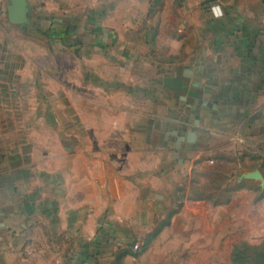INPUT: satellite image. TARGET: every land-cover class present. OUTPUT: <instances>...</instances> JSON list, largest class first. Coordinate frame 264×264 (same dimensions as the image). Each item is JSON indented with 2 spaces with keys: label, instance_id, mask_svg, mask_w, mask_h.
I'll list each match as a JSON object with an SVG mask.
<instances>
[{
  "label": "rangeland",
  "instance_id": "rangeland-1",
  "mask_svg": "<svg viewBox=\"0 0 264 264\" xmlns=\"http://www.w3.org/2000/svg\"><path fill=\"white\" fill-rule=\"evenodd\" d=\"M29 2L38 19L33 29L0 30V64L15 67L12 82L0 85V122L38 127L27 129L35 142L77 144L81 171L89 161L95 178L108 171L112 185L121 182L115 193L95 190L96 204L103 199L109 210L102 225H110L113 245L80 264H261L263 138L246 135L248 123L233 126L224 115L235 106L232 98L246 100L247 81L261 75L246 52L262 41L246 34L264 31L247 5L258 4L255 17L262 20V0H158L136 28L157 31L161 49L148 38L117 37L95 51L87 11L102 7H79L78 31L65 41L54 37L71 29L70 7ZM192 83L206 85L203 102L217 103L219 124L213 111L189 110L198 99L188 97L197 89ZM204 117L203 129L213 128L190 135L201 153H191L189 162L182 151L155 150L181 143L188 120ZM253 172L262 180L247 177ZM124 177L132 180L123 185ZM96 227L83 233L91 236Z\"/></svg>",
  "mask_w": 264,
  "mask_h": 264
},
{
  "label": "crops",
  "instance_id": "crops-1",
  "mask_svg": "<svg viewBox=\"0 0 264 264\" xmlns=\"http://www.w3.org/2000/svg\"><path fill=\"white\" fill-rule=\"evenodd\" d=\"M26 1L30 24L16 26L19 30L33 29V24L38 20L37 17H32V7L29 0ZM152 2L158 3V0H55L59 9L70 7L72 30L64 28V31L57 33L54 38L72 40L73 32L77 30L73 25L79 23V7H102L101 12L96 9L87 11V19L90 18L93 27L90 32L95 39L92 48L94 51L108 48L110 40L117 37L136 40L148 38L150 45L161 49L163 45L159 46L160 43H157L160 37L157 31L136 28V25L143 24L147 19ZM261 4L264 5V0ZM10 5V0H0V30L5 35L9 31L13 33L12 27H15L9 20ZM247 5L249 9L252 6L254 10L249 16L252 17L253 23L264 21L255 17L254 5L258 4ZM107 30L117 32V35L112 37ZM241 37L238 33L232 36L235 39ZM246 37L262 41V47H247L246 52L249 57L247 64L252 63L261 75L258 74L254 79L247 81L249 89L246 100L232 98L231 102L235 106H231V113L224 116L232 123L235 120L233 126L242 127L248 123L246 135L254 136L256 132H261L264 143V31L252 29ZM236 50L238 51L239 47H236ZM129 53L132 54V51ZM14 68L9 63L0 64V85L7 86L12 82ZM231 85H234L233 81ZM191 86L197 89L189 92L188 97L198 98V103L196 101L195 109L191 108V105L188 106L189 110L198 108L213 111L215 121L219 124L220 109L217 108V103L211 105L209 101L203 102V95L208 91L206 85L192 83ZM242 101H245V105L240 109L237 104ZM42 115L46 117L44 113ZM9 118L13 119L11 116ZM203 119L206 118L188 120L190 126L181 143L179 140L176 143L168 142L155 150H173L177 153L182 151L183 162H189L191 157L188 156L191 153L196 150L201 153L198 144L189 142L190 135L197 131L210 133L209 128H213L212 126L204 130L201 125ZM0 124V264H80V261L87 263L94 260L100 249L111 248L113 244L109 233L110 225H102L105 216H108L106 211L109 210L101 197H98L101 200L96 204L95 190L103 193L108 189V193H115L121 182L112 185L108 171L102 179L95 178L92 173L93 164L89 161L85 162L86 167L81 171L77 144L35 142L31 140V136L35 133L34 129L39 132L38 127L29 126L33 133L31 130L27 131L29 128L8 127L2 125V122ZM139 147L138 151L144 150V147ZM122 180L124 185L132 179L124 177ZM94 222L97 223L94 233L91 236L85 235L83 229L88 230ZM122 229L125 231L121 227L117 230ZM113 240L119 241L117 238ZM80 250L85 253L80 254Z\"/></svg>",
  "mask_w": 264,
  "mask_h": 264
},
{
  "label": "water",
  "instance_id": "water-1",
  "mask_svg": "<svg viewBox=\"0 0 264 264\" xmlns=\"http://www.w3.org/2000/svg\"><path fill=\"white\" fill-rule=\"evenodd\" d=\"M9 20L14 26H28L30 24L28 18V4L26 0H10ZM247 177L262 180L259 172L249 173Z\"/></svg>",
  "mask_w": 264,
  "mask_h": 264
},
{
  "label": "built area",
  "instance_id": "built-area-1",
  "mask_svg": "<svg viewBox=\"0 0 264 264\" xmlns=\"http://www.w3.org/2000/svg\"><path fill=\"white\" fill-rule=\"evenodd\" d=\"M137 249H138V246L136 245V246H135V250H137Z\"/></svg>",
  "mask_w": 264,
  "mask_h": 264
},
{
  "label": "trees",
  "instance_id": "trees-1",
  "mask_svg": "<svg viewBox=\"0 0 264 264\" xmlns=\"http://www.w3.org/2000/svg\"><path fill=\"white\" fill-rule=\"evenodd\" d=\"M261 264H264V260L261 262Z\"/></svg>",
  "mask_w": 264,
  "mask_h": 264
}]
</instances>
